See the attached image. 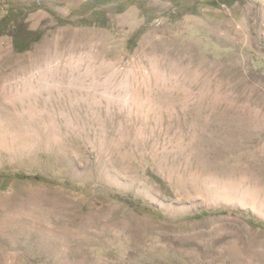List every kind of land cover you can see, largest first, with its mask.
<instances>
[{
    "label": "rangeland",
    "instance_id": "1",
    "mask_svg": "<svg viewBox=\"0 0 264 264\" xmlns=\"http://www.w3.org/2000/svg\"><path fill=\"white\" fill-rule=\"evenodd\" d=\"M141 2L0 0V264H264V0Z\"/></svg>",
    "mask_w": 264,
    "mask_h": 264
},
{
    "label": "trees",
    "instance_id": "2",
    "mask_svg": "<svg viewBox=\"0 0 264 264\" xmlns=\"http://www.w3.org/2000/svg\"><path fill=\"white\" fill-rule=\"evenodd\" d=\"M171 3L173 5H175V0H170ZM184 1V0H183ZM208 3L212 6H219V5H223L225 3H229V0H207ZM126 3H137V6L139 8V10L142 12L143 16L146 18L145 23L148 24L150 22L149 20V12L151 10H149L148 8H146L145 3L141 2V0H126ZM186 3V0H185ZM184 4V3H183ZM122 5V4H121ZM189 8L186 7V9ZM197 7L196 5L191 6V10L190 13L191 14H196L197 12ZM20 10H22V8H20ZM19 10V11H20ZM15 11V13H14ZM17 9H14V7H11L8 12L7 15L4 16L1 20H0V36L2 35L3 32H5L7 29H10L11 24H13L17 19H19V17H24L25 14H21V12H19ZM185 13L187 12H182L179 13L178 15H176L177 18H181L183 15H185ZM59 21H62L61 19L57 18ZM144 30V27H142L141 29H139L138 31L135 32V34L131 37L129 42H136V40L139 38V36L142 34ZM41 36V32L40 31H35L33 33H24V32H17L16 34L13 35L14 37V48L17 52H24L27 51L31 48L32 43L36 42L39 37ZM21 38H25L26 41L21 40ZM28 40H30L31 42L29 44H23L24 42H27ZM32 178L25 176L24 174H20V173H11L5 170H0V189H4L6 187V184H8L9 181L11 180H18V181H24V180H31ZM34 180H39V178L35 177L33 178ZM127 204H129L130 206H136L138 204V202H131L128 200ZM226 213V212H221ZM207 215V211H201L197 218L199 217H203ZM248 218V222L253 225L256 228L262 229L264 230V223L259 222L257 220H255L252 217L247 216Z\"/></svg>",
    "mask_w": 264,
    "mask_h": 264
}]
</instances>
